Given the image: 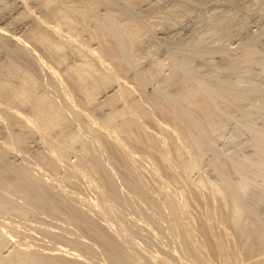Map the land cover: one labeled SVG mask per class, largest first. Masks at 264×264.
I'll use <instances>...</instances> for the list:
<instances>
[{"label":"bare ground","instance_id":"obj_1","mask_svg":"<svg viewBox=\"0 0 264 264\" xmlns=\"http://www.w3.org/2000/svg\"><path fill=\"white\" fill-rule=\"evenodd\" d=\"M45 2L46 3H43L44 5L46 4V11L44 10V12H46L48 18L49 17L56 18L58 20L57 25L59 24L58 25L59 27H64V29H66V30L68 29V31H66V30H64V31L69 32L70 33V34L68 33L69 35L72 34V35L85 36L86 33L87 34L90 33L91 39L93 41L98 42L99 51H98V53L97 52L93 53V51H92L93 54H92V57H90V58L87 56L86 57L83 56L85 59L84 58L82 59L79 57V60L82 59L81 61H79V63L76 61L77 64L75 63L73 65H70L69 64L71 62L70 56L68 57L65 53H63L62 51L59 50V47L60 46L63 47V45H64V43H63V45L60 44L63 42V40H62V42L60 40V43H58L59 41L56 42V40H58L57 36H53L54 34L50 35V33H46L42 29H39V28H41V26L35 27L34 30L29 34V38H27L25 40V44H26V41L28 39H29V42L31 41V44H34L32 46L30 45L31 47L27 46L29 49H27L25 47L27 44L26 45L25 44L24 45L18 44L20 40L16 41L18 43L14 44V46H13V43L10 44L11 39L8 37V35H6V34L0 35L1 44L4 46V47L3 46L2 47L7 52V56H8V59L10 61L8 72H9V74H11L13 80L16 79L17 81L18 80L22 81L23 87L25 88L24 91L26 92V100L23 101V100H20L18 97H15V96L9 94V92L6 93L3 91H0V100H1L0 104L6 103L5 105H2V104L1 105L3 107L6 105H9L11 108L14 109L13 111H17L16 109H21L23 107L27 108V107H29L28 105L33 104L35 102L33 104V106H31L30 109L29 108L26 109V110H30L29 111L30 116H28L26 114L27 115L26 117H28V119L25 118L26 121H28V122H26L28 124V126H30V123L32 122V118H29V117H31V115H33L32 116L34 119L33 123L35 121L37 127H38V125H40L41 127H43L45 129V131L47 130V132H45V133L48 134L51 132L50 137L53 136L52 133H55V134L57 133V136H58V134L60 136L63 135L62 138L59 137L62 140L63 137H65V135L67 134L66 131L68 130V123L66 121L67 119H65V115H66L65 112L66 111H62L63 107L61 108L59 105H57L58 100L55 101V102H57V103H55L54 102L55 99L53 101H51L52 97L48 98L50 96L46 97V95L44 97L43 95H44V93L46 94V92H44L43 95H42V93H40L41 95H38V91H42L41 90L42 88L40 89V87H39L40 85L36 86V85H38L36 81H39V80L34 79V77H33L34 72L32 73V71H35L37 69L35 67L34 68L35 70H34L33 66L36 63H38L37 64V67H38L39 63L41 62L40 68L42 69L45 65L43 64L44 66L42 67V61H40V62L37 61L38 60V57H37L38 51L36 52V48H37L40 51L39 54L42 53V54H40L41 57H42V55L45 57L44 61L47 62V60H46V58H47L48 59V62H47L48 65L52 64L51 67L52 66L53 67L55 66L56 68L64 67V69H65V66L67 67L63 72H65L64 74H65V78L67 79L66 81L69 83V86H71V89H72L71 93H75V95L77 97L78 105L73 102L74 99L76 100L75 95H73L75 98L71 101L74 103L73 108H71L72 107L71 106L70 107L71 109H70L69 108L70 105L68 106V104L70 103L67 100L69 95L67 97H65L66 98L65 100H67L68 103H65L64 105L67 104V108L70 109L71 111L73 110L74 111V112L72 111L73 113H75V111L78 109L80 110L81 107L84 108V110L94 107L96 102L98 101V97L102 93V89H104L103 87H108V86H110L109 88L112 87L113 84H111L112 83L111 80L113 81V79H112L113 77L111 76L110 78H108V76L106 77L103 74L104 73L103 71H100L106 65V63L104 62L105 63V65H104L100 61L99 64L102 65V68L100 70L98 69L100 67H98V64H97L99 62V58H100L99 56H104V58H107L110 65L113 66V68L111 66L110 67L112 69H114V71L116 70V73L118 76H120L121 78H129L132 80L133 83H135V85L137 86V87L136 86L135 87L138 88L139 92L141 93L140 95L143 94L144 99H147V101H149L151 103L150 105L152 106L153 111H155L154 113H157L158 116L161 117L160 119H158L159 117L156 116V118L158 120H163V122H165L166 124L170 125L173 128L171 130H174L175 132H177L178 136L180 135L179 137L182 138V141L184 140L183 142H185V144H187V146L189 148H191L190 150H192V153L195 156V160H196L197 164L198 163L202 164L204 159L209 155L215 156V152H216L215 151V145L218 142V140L223 139L226 141L230 140L231 142H233V140H237V138H238L237 136L239 134H241V133L247 134L248 133L250 135L251 139L247 142V144L244 147H246V148L249 147L252 151L251 154L246 155L244 153V150H243L244 147H243L237 155H235L231 159H228L226 162H223V163H219V162L215 163L214 162L213 167H215V171H216L217 178L219 181V184L216 185L217 186L216 192H218L217 195L220 196V197L218 196V198L221 199V201L219 200L220 204L218 203L219 205H221L219 207H220V210L222 211V212L220 211L221 216H222V217L221 216L220 217H221V219H223V223L225 222L224 224H228V227L231 226L232 230L235 231L233 234L236 233L235 236L237 235V237L240 240L238 242L241 243L242 248H244L243 250H245V252L243 251L244 252L243 254L248 255V256L246 255V257L249 258V261L251 264H264V233H258L255 235L252 232L253 226L255 225L254 220H257L258 216L264 217V48L262 49L259 47L260 40L262 39L261 37H263L264 34L259 35L258 37H254L251 41H248L244 45V47L238 51L232 52V51H227L225 49L226 44H228L230 40H232L235 36L241 34V32H242L241 29L243 28V25H244V22H243L244 18L239 17L238 15L232 14L229 11L223 12L222 10L219 9V7H221L222 4H225L224 7L232 8L234 0H171V2L168 3L169 5H171V6H169V8L163 9L162 12L159 11L160 13L156 12V15L149 16V17L139 16L137 10L140 9V7H142L143 4H146V3L150 4L151 3L150 0H47ZM70 3H71V5L69 6ZM205 5H212L213 7H212L211 12H208V14H204V16L202 17L201 24H203V30L200 31L199 34L195 35L194 37H192L191 39L186 40V41L182 40V39L172 40L173 39L172 38L171 39L172 41H169L166 44L162 45V48H164V50L167 54L166 60H168L170 62V65H168L166 63L165 59L158 58V51H157L158 49H156L155 47H152V46L149 47L148 49H146V45L153 41L152 38L155 35L156 31L157 32L159 31L158 33H160V32H165V31L169 32L171 29L173 30V28H176L178 25H180L179 23H181V21L183 19H185V17L190 16L195 10H199V8H201ZM158 10H161V9L158 8ZM154 11H156V10H154ZM249 11H250V8H248V6H244L241 9V12H244V13H248ZM46 14H45V16H46ZM151 14H153V13H151ZM263 17H264V14H263ZM56 19H55V21H56ZM51 20H49V22H51ZM55 21L53 19L52 22H55ZM35 26H36V24H35ZM61 29H63V28H60V29L55 28L54 31L55 32H57V31L61 32L62 31ZM60 32H59V34H60ZM0 34H3V33L1 32ZM62 38H63V36H62ZM67 39H68V35L66 36V41H67ZM67 43H68V41H67ZM33 46L36 47L35 50H34ZM32 47H33V50H32ZM30 48L32 50L31 52H33L34 55H35V53L37 54L36 56H33V54H31ZM68 48H70V47H68ZM87 49H90V48H87ZM87 51H84V52L86 53ZM85 53L83 55H85ZM68 54H70V53H68ZM86 54H88V53H86ZM89 54L91 55V51H89ZM75 55H77V54H75ZM35 57H37V59ZM41 59H43V57ZM72 61H74V60H72ZM47 63H45V64H47ZM144 63L146 64V67L143 68ZM48 65H46V66L48 67ZM46 66L44 68H46V70H47ZM40 68H39V71L41 70ZM44 68H43V70H44ZM255 69L259 70L258 75L257 76H251L252 72ZM48 70H47V72L51 71V70L50 71H48ZM42 71H40V72L35 71V74L38 75V73H42ZM54 71H56V69H54ZM47 72H45V73H47ZM165 72H169V76L164 75ZM43 73H44V71H43ZM60 73H62V72L58 73V75L60 77L57 75L58 80H59V78H64V76L61 77L62 74H60ZM108 74H110V73L108 72ZM53 76L56 77L55 75H53ZM44 78H46V75ZM47 78H49V76H47ZM116 78H117V76H116ZM63 82L65 85V81H63ZM41 83H43V81ZM48 83L49 82H46V83L44 82V84H48ZM152 84H156V89L154 92L149 94L148 92H146L147 91L146 89L148 88L147 86L152 85ZM48 85H52V84H48ZM49 87H48V89H49ZM51 87L53 88L52 89V91H53L54 86H51ZM60 88H62V87H60ZM68 90H70V87ZM66 91H67V88H66ZM60 92H63V90L62 91L60 90ZM68 93L71 95L70 92H68ZM52 95H53V93H52ZM64 96H65V94H64ZM130 96H131V94H130ZM130 96L128 95V97H130ZM134 99H135V97H134ZM31 102H33V103H31ZM111 102L112 103L109 102L110 108H111V111L110 110L109 111L111 114H109L107 116L104 115V118L101 120V122H99V120L97 121V119H96V123L97 122L100 123V125H97V126L98 127L101 126V128H99L101 131H103L102 129L105 128V130H108L106 132H109L107 134L108 137H109V135L111 136L110 137L111 143L109 142V144H108L105 142L106 143V145H105L106 149L109 152H107L106 149H105L106 150L105 152H106V154L108 153V155L112 156V157H110V160H109L111 163L110 165H112L113 168L117 171L116 176L118 178H120L121 182L123 181L125 186L128 188V191H129V193H127L128 198H127V195L125 197V193L127 192L126 191L127 189H125L124 187H122V188H123L124 192L125 191L126 192L122 193L124 195H122L120 193V190H119L120 185L118 183L119 181L117 182L116 181V180H118V179H116L117 177L115 176L116 177L115 178L109 172V170L105 169L107 167V165L104 168L105 170L102 169V167H104L105 165H103V163H102V165H103L102 166L100 163L99 158L101 156L100 157L98 156L99 158H97V156L94 155L93 153L92 154L94 156L91 155L90 151H92V150L91 149L89 150L86 146H83L85 144V142H87L84 139L83 140L85 142L82 141L83 144H82V146L81 145L80 146L82 147V151H83V154L85 156L82 153H81V155H83L84 157H88L87 159L89 160L90 169L96 174V176L98 175V177L102 183V186H104L103 188H105V190H106V196L108 197L109 200H111L110 202H112V203L114 202L115 204H118V205H116V209H117V207L119 208L120 204H122V206L124 204L125 205L124 207H126V205H127V207H129L130 203L133 200L131 198L129 199V196L134 198V200L138 199L141 202V207H140V205L138 206V208L140 207L139 209H142L144 207L143 206V203H144L147 206V208L150 209L149 211L152 212V214H150V212L147 211L146 207H144L145 210L142 209L143 212L147 211L149 213V215L147 212H144L145 214L144 213L143 214L145 215V217L142 215V218H146V220H147L146 222L154 224L156 226L158 224L159 220H161L160 218L162 217V214H164V217L166 218V216L169 215L166 213V211H168V210L170 211V209L176 210V207H175V205H172L173 203H171L169 201L170 196L165 194L166 197L168 196V198H169L168 201L166 200L168 203L167 202L165 203V201L162 199L161 200L165 204H167V207H168V205H170L171 207L169 206L168 208H170V209L167 208V210L164 209L165 207L163 208V205H162L163 202H162V204H160L161 201L158 199L160 195L155 196V194L157 193V191H159L160 188H157L158 186L154 188L151 186L152 185L151 183H144L145 180L143 181V180H139L136 178L137 173H135L136 171L133 169L135 167V166L133 167V165L135 163L132 164V162L134 161L133 152L144 154V155L149 157L148 159L151 160L150 162L154 166L153 165L151 166L149 164V166H151V167H149V166L148 167H149V169L152 168V170H155V173L151 169L149 172L154 173V174L152 173L151 175L158 176V180L156 179L157 182L159 181V176H162V175H163L162 177H164L163 179H165V181L166 180L173 181V179H172L173 173L171 172V170L169 168H167V166H166L167 164H165V163H167V161H164V155H163L162 151L160 150L161 149L159 146L160 142L158 145V141L156 139L157 137H155V139H156L155 140L152 137V135L150 136V133H149L150 131L148 132L149 135L147 133H143L144 130L141 132L139 130V128L136 126L137 121L134 124L133 123L134 121L132 122V121L128 120V118L125 116V113L122 112V110L119 107V102L118 101L116 103H115V101H114V103H113V101H111ZM134 102H135V104H133V105H136L137 101L135 100ZM139 102H141V101H139ZM24 103H26V105L28 103L29 104L27 106H25ZM75 105L78 108L76 110L74 109ZM79 105H80V107H78ZM3 107H1V108H3ZM140 107H142V106H140ZM140 107H137V109L136 108L135 109L139 111V114H141V117L143 116L144 118H146V116H149L148 112H144L142 110V108H140ZM7 108H9V107H7ZM7 108H5V109L3 108V110L7 111ZM123 109H125V108H123ZM1 111H2V109H1ZM10 111H7V113L8 112L11 113ZM82 111H83V109H82ZM63 112L65 113V115ZM85 112L86 111H84V113ZM67 113H69V111ZM78 113H80V112H78ZM78 113H77V115H75L77 119H79L78 117H84V114H81V113L78 114ZM89 114L91 116V113H89ZM67 115L69 116V114H67ZM5 116H7L6 113H5ZM11 116L12 115H10V118H11ZM18 116H20V114ZM87 116H88V114L84 118H86ZM90 116H89V118H90ZM154 116L150 115V117H153V118H154ZM236 117H238L239 119H242V121L240 123L238 122L234 125V132H233L231 137H228L227 133L229 132V130L233 126V124L231 122L233 120H235ZM147 118H146V120H147ZM90 119L92 120V118H90ZM132 119H133V117H132ZM68 120H69V118H68ZM15 121L17 122V120H15ZM259 122H262L261 127L257 126V124ZM146 123H147V121H146ZM149 124H151V123H149ZM168 125H166V126H168ZM31 126H32V128H34L35 124L33 126V124L31 123ZM97 126H96V131H94V132L95 133L97 132L99 139H102V140L106 139L107 138L105 136L106 132L103 131L104 132V134H103L102 132H100V130L98 129ZM149 126H151V125H149ZM170 126H168V128ZM88 127L89 126H87V128ZM92 127H94V126H92ZM153 127H155V126H153ZM94 129H92V131ZM161 129H164V128H161ZM39 130H40V127H39ZM168 130L170 131V129H168ZM174 131H172V132H174ZM162 132H164V130ZM165 132H167V129ZM91 134H94V133H91ZM162 134H165V133H162ZM171 134H173V133H171ZM167 135L168 134L164 135V136H166L165 138H167ZM95 136H96V134H95ZM12 137L10 136V138H12V140H13L14 136L12 135ZM24 139H25L24 134L18 133V137L16 138V143L21 144V142ZM174 141H176V140H174ZM177 141H179V139ZM77 142H80V140ZM98 142H99V144H101L99 140L97 141V144H98ZM72 143H74V142L72 141ZM103 143L98 147L103 148V146H102ZM97 144H95V145H97ZM178 145L176 144L175 147H173L174 148L173 151L175 150L174 151L175 154L174 153L173 154L176 155V158H178L177 156H180V158L182 157V160H183V156H182L184 154V153H182L183 149L182 150L180 149L181 144L179 146ZM18 146L16 145V148ZM183 146H185V145H183ZM188 147H186L187 150H188ZM1 148L2 147H0V162H2V164H3V162L4 163H5V161L8 162V160L6 158L4 150H2L3 148L2 149ZM101 149H99V150H101ZM184 149H185V147H184ZM1 150H2V152H1ZM94 151H96V150H94ZM78 152L80 153V151H78ZM103 152H104V148H103ZM171 152H172V149H171ZM6 153H8V152H6ZM131 154H133V155H131ZM99 155H100V153H99ZM102 155H103V153H102ZM167 155H169V154L167 153ZM83 156H81V157H83ZM137 156L138 155H136V157H135L136 159H137ZM84 157H83V159L86 160V158H84ZM132 157H133V159H132ZM142 157H143V155L140 157V159ZM180 158L178 159L179 161H181ZM143 159H144V157L141 160H143ZM192 159L194 160V158H192ZM214 159L216 160V158H214ZM101 160H103V159H101ZM138 160H139V158L137 159V161ZM141 162H143V161H141ZM186 162H187V160H186ZM186 162H185V165H186ZM45 163L49 167V170H51L53 173H55L54 171L57 168V166L53 163V159H52V161L48 160ZM191 163L192 162H190V165H191ZM26 164L24 166L25 168H26ZM36 166L37 165H35L33 167H36ZM145 166H143V168H145ZM197 166H196V169H198ZM24 167L21 169H20V167H19V169H14V168H10V167L5 168V166H4L3 167L4 169L2 171L0 169V174H1V176H0V178H1L0 188L3 189V191H5V192H9V194H8L9 196L11 195L10 193H12V194L14 193V194L18 195L17 197L18 198L21 197L25 202H27L28 206L26 204H25V206H23L24 205L23 204L22 205L23 207L22 206L17 207V206H19L18 202H20V200L17 202L18 205L16 206L15 205L16 202H13L15 204H13L12 202H9L8 199L11 200L12 198L7 199V197H5L6 193H4L3 195H0V207L1 208H8L10 210H13L11 212H15V214H17L18 218H19V216H21L22 218L33 217V215L37 214V212H38L37 215H39V213H41L43 215L46 214L48 216L52 215V217H53L55 214H59V212H58L59 210H62V211L65 210L66 211L65 215H67L68 218L64 217L63 214L61 213L62 219H63V217L66 219H69L72 224L75 223L77 226L83 228V230H84L83 233H84V236H86V239L89 238L88 240L95 242L96 245L98 244L99 247L102 248V249H100L101 250L100 252L103 253L102 250L104 251V256L109 258L110 263H112V264L113 263L114 264H134L133 261L130 259L131 257L128 258L127 256L123 255L124 254L123 252L121 253V250L119 248L120 245L118 246V244L115 241L116 239H114L112 237V234H108V231H107L108 227L105 229V228L100 226V221L102 219L101 218L102 216L101 217L98 216L101 218V219L99 218V222H98V219L92 218V215H93V217L95 214L101 215L98 211H96L98 213H95V214L90 213L91 211L90 212L87 211V214L89 212V214H91V215L88 214V216L86 215V217H84L85 214H83L82 212H84L85 210L81 212L82 214H78V213H80L79 211L75 212L74 210H72V208L67 209V208H65V206H64L65 209H63V206H62V209H60V205H64L65 203H69V202H67L69 200V199H67L68 197L67 198L65 197V200H64L65 203L62 200V197L64 199L63 194H65V196H66V193H62V195H61V190H59L60 192H56L58 190H55L53 188L54 184L53 185L48 184L49 180H51V179L46 180L45 179V178H47L46 173L44 172L45 176L42 173H40L43 171L38 169L39 167L36 168V170L39 172V177L40 178L45 177V178H43V180L45 179L46 181H48V182H46L48 185L46 183H42L44 181L40 182L41 180L39 181L38 177H37L38 181H36V178H33V179L30 178L28 176V173H27V169L29 167H27L26 170H23ZM83 167H86V166H83ZM175 168L177 169V167H175ZM34 169L35 168L30 169V170L33 171ZM86 169L88 170L89 168H86ZM109 169H110V167H109ZM149 169H147V170H149ZM56 170H58V169H56ZM142 170L143 169H141V171ZM106 171H108V173ZM141 171H139V173ZM144 171H142V174L144 173ZM113 172H115V171H113ZM30 173L32 174V172H30ZM175 173H174V175H175ZM40 174H42L43 176L42 175L40 176ZM95 174L93 176H95ZM135 174H136V176H135ZM145 174H146V172H145ZM140 175L141 174H139V177H140ZM176 175H177V173H176ZM49 176H53V175H49ZM51 178H53V177H51ZM68 179H67V181H69ZM52 180L55 181L54 179H52ZM151 181H153V180H150V182ZM162 181H164V180H162ZM169 181L167 184L170 183ZM49 183H51V182H49ZM161 183H163V182H161ZM202 183H204V182H202ZM163 184L161 185V187H166L165 186L166 183L164 185ZM192 184L194 185V183H192ZM83 188H84V186H83ZM186 189H188V188H186ZM123 190H121V191H123ZM3 191H2V193H3ZM162 191H163L162 194L166 193V191L164 192V189H162ZM175 192H176V190H175ZM77 194H79V193L77 192L76 196H77ZM79 195H81V194H79ZM71 196H73V195H71ZM75 197L73 199L76 200ZM172 197H171V201L173 199ZM174 198H175V196H174ZM244 198L247 199L248 202H250L251 206L250 205L247 206L246 204L243 203L242 199H244ZM78 199H80V201H81V199H84V198L81 197ZM157 199L160 201V203H158L159 201ZM184 199H187V198H184ZM85 200H82V201L84 202ZM129 200L131 202H129ZM174 200H173V202H175V203L178 202V201H176V200L174 201ZM89 202H90L89 200L87 203L85 202V205L86 204L89 205ZM135 202H138V201H135ZM198 202H200V201L198 200ZM71 204H72V206H75V209L78 208L76 206L78 203L76 204L70 200V205ZM128 204H129V206H128ZM187 204L189 205V203H187ZM133 205H132V207H133ZM136 205H134V206H136ZM178 206H179V204H178ZM82 207H84V203H83ZM91 207H92V205H91ZM107 207H108V205H107ZM132 207L130 206L125 211H128V210L130 211V209L135 211V209L137 208V206L134 207V209ZM96 208H97V205H96ZM96 208L94 207L95 210H96ZM184 208H186V207H184ZM184 208H183V206L181 207V209H184ZM86 210H88V208ZM89 210H90V208H89ZM91 210H92V208H91ZM174 210H173V212H174ZM113 211H114V208H113ZM118 211H119V209H118ZM133 211H131V212H133ZM141 211L139 212L140 214H141ZM173 212H170L171 218H169V219L166 218V219L168 221L171 220L172 224L174 223V221L176 223L177 222L176 220L178 219L177 225L181 227L180 228L181 230L180 229L179 230H180V232H182L183 228L187 227V226H184L185 223L183 220L184 216H185V213H184L185 210L183 212L181 211V215H179L180 217H178V218L176 217L177 215L172 216ZM109 213H111V212H109ZM122 213H125V212L122 211ZM122 213H120V215ZM174 213H176V212H174ZM178 213L180 214V212H178ZM182 213L184 216H182ZM188 213H190V212H188ZM137 214H138V211L136 213V216H137ZM140 214H138V216ZM81 215H83V216H81ZM120 215L118 216V218H120ZM122 215H124V214H122ZM186 215H187V213H186ZM200 215H201V211H200ZM200 215H198V216H200ZM48 216H46V217H48ZM58 216H60V214ZM181 216L183 218H181ZM187 216H189V215H187ZM195 216H194V218H195ZM13 217H15V216H13ZM55 217H57V216H54V218ZM116 217H117V215H116ZM191 217H193V215ZM58 218H61V217H58ZM131 218L129 219V221L131 220ZM139 218H140V216H139ZM142 218H140L138 220L142 221L143 220ZM172 218L175 220L173 221ZM190 219H193V218H190ZM198 219L200 220V218H198ZM16 220H17V218H16ZM132 220H134L138 223V220H135V219H132ZM182 220H183V223L180 224L179 222H182ZM203 220H205V219H203ZM144 221H145V219H144ZM144 221H142V222L144 223ZM194 221H197V219ZM194 221H192V222H194ZM22 223L24 224V222H22ZM130 223H134V222H130ZM130 223L128 222V224H130ZM164 223H167V222H164ZM103 224H102V226H104ZM138 224L141 225L140 223H138ZM170 224H168L169 227H170ZM186 224H189V223H186ZM199 224L201 225V223H199ZM18 225H20V222ZM65 225H66V223H65ZM146 225H147V223H146ZM168 225L166 226V228L168 227ZM194 225L196 227L197 222H196V224L194 223ZM143 226H145V225H143ZM173 226H175V225H173ZM176 226L173 228H176ZM182 226H184V227H182ZM34 227H36V226H34ZM41 227H42V225H41ZM58 227L60 228V225H58ZM122 227L125 231L123 234H126L129 239L132 238L131 237L132 234L137 232V231H135L136 226L134 229H132L133 227L131 228V226L128 227L126 224ZM137 227H138V225H137ZM146 227L149 228V224H148V226H145V228H144L145 230L147 229ZM66 228H68V227H66ZM66 228H64V229L60 228V229L65 230L64 231V233H65ZM138 228L142 229L140 226ZM159 228L160 227H158V230L160 231L161 229H159ZM187 228H185V229H187ZM123 229H121V230H123ZM156 229H157V227H156ZM177 229L178 228H176V230ZM185 229H184L183 233L185 232ZM224 229H227V228H224ZM224 229H222V230H224ZM39 230H40V228H39ZM62 230H60V231H62ZM142 230L139 231V233H141ZM147 230H146V234L149 232V231L147 232ZM176 230H175V232H176ZM151 232H152V234L155 232L153 234V237H154V235L156 234V231L154 230V232L153 231H151ZM175 232H172V234L176 237L175 239H179ZM54 233H56V232H54ZM64 233L62 232L61 234H64ZM81 233H79V234H81ZM139 233H136L135 236H138ZM189 233H188V235H189ZM193 233H195V232H193ZM66 234H68V233H66ZM71 234L75 235L76 233L74 232V234L73 233H71ZM77 234H78V232H77ZM167 234H169V233H167ZM226 234L227 233H225V235ZM69 235H70V233H69ZM72 235L69 236V238L72 237ZM141 235H144V233ZM159 235H158V238L161 239L159 237ZM192 235L193 234L191 232V235L187 236L186 237L187 239H185V240L183 239L184 242L181 241V244H183V243L186 244V242H189L188 239L193 237ZM57 236H59V235H57ZM63 236L68 237L67 235H63ZM63 236L60 235V237H63ZM75 236H77V235H75ZM118 236L116 235V237H118ZM135 236H133V237H135ZM149 236H151L150 232H149ZM138 237L141 238V236H138ZM153 237H150V238H152V241L154 240ZM161 237H165V236L163 235ZM47 238H48V236H47ZM142 238H143V236H142ZM154 238L156 239V237H154ZM181 238H180V240H181ZM201 238H203V237H201ZM135 239H137V238L135 237ZM143 239L145 241V237ZM171 239H169V240H171ZM73 240H75V239H73ZM81 240H82V238H81ZM83 241L84 240H82L81 242L80 241L76 242V241L69 240L68 242L71 244L72 248L76 251L80 250V252H81V250H82L85 253V252H88V250H89V252L87 254L91 253L90 250L92 251V249L90 247H88V245H85L86 242H83ZM171 241H173V240H171ZM196 241H197V239L195 240V238H194V241H193V238H192V242H196ZM92 242H91V244L93 246ZM135 242L140 243V241H135ZM135 242H133V243H135ZM147 242L148 241L145 242V245H147L146 244ZM157 242H151V243L154 244ZM173 242L175 243V241H173ZM189 243H188V246L184 245V244L180 245V246H184V249H185V246H186V248L189 246L193 248L192 244L189 245ZM162 244L163 243H161V245ZM169 244H171V243H169ZM63 245H65V244H63ZM140 245H139V247H140ZM142 245H143V243H142ZM142 245H141V248H142ZM193 245H194V243H193ZM195 245L198 246L199 243L195 244ZM215 245H216V243H215ZM158 246H160V245H158ZM167 246H169V245H167ZM31 247H32V245H31ZM87 248H89V249H87ZM96 248H98V247H96ZM171 248H172V246L170 247V249ZM192 248H190L191 250H189V248H188L189 251L185 252L186 254H188L186 256L187 259L189 257H190V259H192L191 261L188 259V261L190 263L188 261L187 262L189 264H205L206 259L203 257H200L201 255H199L200 252L202 251V250H200L201 246H200V249H198V251L200 250L199 254H198L199 257H197L198 256L197 255V253H198L197 248H199V247H197L196 249H194V248L192 249ZM231 248H232V246H231ZM137 249H138V247H137ZM142 249L144 251V249H146V246H145V248L143 247ZM161 249L159 248V251H157L158 254L154 253V251H152V252L154 254L159 255V252L161 251ZM163 249H164V247H163ZM176 249L177 248L175 246V250ZM93 250H95V249H93ZM138 250H140V249H138ZM151 250L156 251L157 249H151ZM175 250L173 248V251L172 250L169 251V248H168V251H167L168 255H171L169 252H173L172 253V255H173ZM164 251L163 252L161 251L162 255H164V257H166V259H168L167 255L165 256ZM182 251H183L182 253L184 254V250H182ZM16 252H18V251H16ZM83 252H82V255H83ZM40 253H42V251ZM62 253H64V252H62ZM175 253H176V251H175ZM92 254H89V255H92ZM143 254H145V253L143 252ZM16 255L17 256H14L12 261H14V259L18 258L19 260H15V261L19 262L20 264H82L80 262L78 263L77 262L78 260H76L74 262V261L68 260L69 258L68 259L65 258L63 260V259H60L59 257L57 258L56 256H55V258L52 256H50V258L44 257V256H37V254L36 255L33 254L34 256H32V255L25 256L26 253L21 254L22 255L21 257L18 256L19 254H16ZM145 255H148V254H145ZM150 255H151V253H150ZM63 256H64V254H63ZM96 256H97V254H96ZM96 256H94V257H96ZM179 256L180 255H178L176 261L174 260L176 258L175 255H174L173 259H172V256L171 257L168 256V257H170V259H172L171 262H173V260H174V262L176 264V262H178ZM202 256H204V255L202 254ZM98 257H99V255H98ZM157 257L159 258V261H160L161 256H157ZM184 257H185V255H184ZM184 257H183V259H184ZM148 258L150 260L149 255H148ZM158 258L156 259V258L152 257L151 258L152 263L154 262L155 259L157 261ZM202 258L205 259V262H202ZM152 259H154V260H152ZM9 260H11V259H9ZM161 260L164 261L165 258L161 259ZM179 260H180V258H179ZM231 260H233V259H231ZM169 261L170 260H168V262ZM181 261H184V260H181ZM185 261H186V258H185ZM249 261H247V262H249ZM164 262L168 263L167 261H164ZM152 263H150V264H152ZM184 263L186 264V262H184ZM184 263H182V264H184ZM232 263H233V261H232ZM15 264H17V263L15 262ZM162 264H164V263H162Z\"/></svg>","mask_w":264,"mask_h":264},{"label":"rangeland","instance_id":"obj_2","mask_svg":"<svg viewBox=\"0 0 264 264\" xmlns=\"http://www.w3.org/2000/svg\"><path fill=\"white\" fill-rule=\"evenodd\" d=\"M45 1H47V0H45ZM44 0H0V33L2 32L3 34H0V35H8V37L11 39L10 41H11V43L10 44H12L13 43V46H14V44H17L18 42H16V41H19V43L18 44H22V45H24L25 44V40L27 39V38H29V34L34 30V28L35 27H37V26H41V28H39V29H42L44 32H46V33H50V35H52V34H54L53 36H57V38H58V40H56V42H58V43H60V40H61V42H62V40H63V42L62 43H60V44H62L63 45V43H64V45H63V47L62 46H60L59 47V50L60 51H62L63 53H65L68 57L70 56V65H73V64H77V62L79 63V61H81L84 57H92V54L95 52H97L98 53V51H99V45H98V42H96V41H93L92 39H91V36H90V33H86V35L85 36H80V35H69L70 33L69 32H65L64 30H66V29H64V27H59L58 25H57V19L56 18H52V17H49L48 18V16H47V14H46V12H44V10L46 11V4L44 5L43 3H46ZM151 1V3L149 4V3H146V4H143L142 5V7H140V9H138L137 10V12H138V14H139V16H143V17H149V16H153V15H156V12L157 13H160V12H162V10L163 9H166V8H169V6H171V5H169L168 3H170L171 2V0H150ZM148 4V5H147ZM71 5V3L69 4V6ZM225 6V4H222L221 5V7H219V9L220 10H222L223 12H230V13H232V14H235V15H238L239 17H242V18H244V20H243V22H244V25H243V28L241 29L242 30V32H241V34L240 35H237V36H235L232 40H230L229 41V43L228 44H226V46H225V49L227 50V51H238V50H240L241 48H243L244 47V45L248 42V41H251L254 37H258L259 35H263L264 34V17H263V14H264V0H234V2H233V7L232 8H227V7H224ZM244 6H248V8H250V11L248 12V13H244V12H241V9H242V7H244ZM212 5H205V6H203V7H201V8H199V10H195L190 16H188V17H185V19H183L182 21H181V23H179L180 25H178L176 28H173V30L171 29L169 32L168 31H165V32H160V33H158L157 31H156V33H155V35L153 36V38H152V42L151 43H149V44H147L146 45V49H148L149 47H155L156 49H158L157 51H158V58H161V59H167V54H166V52H165V50H164V48H162V45L163 44H166L167 42H169V41H172V40H174V39H182V40H189V39H191L192 37H194L195 35H197V34H199L200 33V31H202L203 30V24H201V19H202V17L204 16V14H208V12H211L212 11ZM45 8V9H44ZM158 8L159 9H161V10H158ZM154 10H156V11H154ZM160 11V12H159ZM46 14V16H45V14ZM151 13H153V14H151ZM46 18V19H45ZM58 18V17H57ZM52 19V20H51ZM53 19H54V21H55V19H56V21L55 22H52L53 21ZM49 20H51V22H49ZM55 23V24H54ZM59 23V22H58ZM35 24H36V26H35ZM61 26V25H60ZM60 29V28H63V29H61L62 31L60 32V34H59V32L57 31V32H55L54 31V29L56 28V29H58V28ZM47 29V30H46ZM53 31V32H52ZM66 31H68V29L66 30ZM56 34H55V33ZM71 32V31H70ZM167 32V33H166ZM69 33V34H68ZM163 33V34H162ZM59 34V35H58ZM68 35V39H67V41H68V43H67V41H66V36ZM11 36V37H10ZM62 36H63V38H62ZM56 38V37H55ZM65 38V39H64ZM173 38V39H172ZM262 39L260 40V44H259V47L260 48H264V36L263 37H261ZM172 39V40H171ZM15 41V42H14ZM65 41V42H64ZM29 39L26 41V48L27 49H29L28 47H31L32 45H34V44H31V41L29 42ZM84 42V43H83ZM66 43V44H65ZM0 44H1V37H0ZM31 45V46H30ZM3 45L1 44L0 45V91H3V92H6V93H8L9 92V94H11V95H13V96H15V97H18L20 100H26V92L24 91V87H23V84H22V81H17L16 79L15 80H13V78H12V76H11V74H9V64H10V61H9V59H8V56H7V52L5 51V49H3V47H2ZM28 46V47H27ZM65 46V47H64ZM34 47V50H35V46H33ZM33 47H32V50H33ZM68 47H70V48H68ZM83 47V48H82ZM87 48H90V49H87ZM2 49V50H1ZM84 49V50H83ZM31 50V48H30V52L32 51ZM83 50V51H82ZM88 50V51H87ZM38 51V60L37 61H42V67L45 65H48V59L46 58V60H47V62H45L44 60V56L42 55V57H43V59H41L42 57H41V55L40 54H42V53H40L39 54V50L36 48V52ZM68 51V52H67ZM84 51H87L86 53H88L89 54V51H91V55L89 54H86ZM92 51H93V53H92ZM67 52V53H66ZM75 52V53H74ZM68 53H70V54H68ZM73 53V54H72ZM85 53V55H83ZM31 54H33V52H31ZM36 53H35V55L33 54V56H36L37 55ZM75 54H77V55H75ZM6 55V56H5ZM40 55V56H39ZM81 55V56H80ZM76 56V57H75ZM84 56V57H83ZM37 57H35L36 59H37ZM72 57V58H71ZM79 57L80 58H82V59H80L79 60ZM100 58H99V62L97 63L98 64V67H100V68H98L99 70L102 68V65L101 64H99L100 63V61H101V63H103L104 65H105V63H106V65L100 70V71H103L102 73L107 77L108 76V78H110L111 76L113 77L112 79H113V81L111 80V84H113L112 85V87L111 88H109L110 86H108V87H103L104 89H102V93H101V95L98 97V101L96 102V104H95V106L94 107H92V108H88V109H85L84 110V108H82L83 109V111H82V109L80 108V110L76 107V105H75V110L76 109H78V110H76L75 111V113H73L70 109L71 108H73V104L75 103V104H77L78 105V103H77V97H76V95H75V93H71V91H72V89H71V86H69V83L66 81L67 79L65 78V72H63L67 67L65 66V69H64V67H59V68H56L55 66L53 67H51V65H48V67H47V70L48 71H50V72H47V70H46V68H44V70H43V68L41 69L40 67H41V65H40V63H39V65H38V67H37V64L38 63H34L33 65V69L36 67L37 69L35 70V71H37V72H40V71H44V73H43V71H42V73H38V75L37 74H35V71H32V73H33V77H34V79H37V80H39V81H36L37 82V84L38 85H36V86H39L40 87V89L43 91H38V95H41L40 93H42V95H43V93L44 92H46V94L44 93V97H45V95H46V97L47 96H50V97H48V98H51L52 100L51 101H53L54 99V102L55 101H57L58 102V104L57 105H59L61 108H62V111H66L65 113H66V115H65V113H64V115H65V119H67L66 121H67V123H68V130L66 131L67 132V136L65 135V137H63V141L61 140V138H62V136L63 135H59L58 134V136H57V133L55 134V133H52V135L53 136H51L50 137V134H51V132L50 133H45V132H47V130L45 131V129L43 128V127H41L40 125H38V127H37V125H36V122L34 121V123H33V115H31V117H29V118H32V124H33V126H34V124H35V126H34V128H32V126H31V123H30V126H28V124L26 123V122H28V121H26V119H28V117H26L27 115L28 116H30V113H29V111L30 110H26V109H30L31 108V106H33V104L35 103H33V102H31V103H33V104H30V105H28L29 107H23V108H21V109H16L17 111H13L14 109L13 108H11L9 105H6V106H2V105H5L4 103L1 105L0 104V108L1 107H3L4 109L5 108H7V107H9V108H7V111H10L11 109V113H7V111H5V110H3V108H1L2 109V111H1V109H0V147H2L1 149L2 150H4V152H5V155H6V158H7V160H8V162H6L5 161V163L3 162V164H2V162H0V169H1V171L4 169L3 167L5 166V168H14V169H19V167H20V169L21 168H23L24 166H25V164H26V168L24 167V169L23 170H26L27 169V167H31L30 169H33V168H35L33 171L32 170H30L29 168L27 169V173H28V176L30 177V178H36V181H38V179H39V181L40 182H42V181H44V182H42V183H46V182H48V181H46L47 179L49 180V179H51V180H49V182H51V183H49L48 182V184H50V185H53V188L55 189V190H58V191H56V192H60L59 190H61V195H62V193H66V196H65V194H63L64 195V199H63V197H62V200H63V202L65 203V197L67 198V199H69L67 202H69V203H63L64 205H60V209H62V206H63V209H65V208H72V210H74L75 212L77 211H79L80 213H78V214H85L84 215V217H86V215L88 216V214H89V212L90 213H92V214H95V213H100L101 215H94V217H93V215H92V218H96V219H98V222H99V218L101 219V221H100V226L101 227H103V228H107L108 230V234H112V237L114 238V239H116L115 241H116V243L118 244V246H119V248H120V250H121V253L123 252L124 254L123 255H125V256H127L128 258H130L132 261H133V263L134 264H150V263H152V261H151V258L153 257V258H158L157 256H161V258H160V261H159V258H158V260L156 261V259L154 260V259H152V260H154V262L156 263V264H162V263H164V264H175V262H174V260L176 261L177 260V257H178V255H180L179 256V258H180V260H179V258H178V262H176V264L178 263V264H182V263H184V262H186V264H189L190 262L188 261V259L191 261L192 259H190V257L187 259V255L188 254H186L185 252H188L189 250H191L190 248H192V247H187L186 248V246H185V249H184V246H180V245H183V244H181V241H183V239L185 240V239H187L186 237L187 236H190L191 235V232H192V236L193 237H191V238H189L188 239V241L190 242H186V244H184V245H187L188 246V243H189V245L190 244H192V246H193V248L196 246L195 244H198L199 243V245L198 246H196L194 249H196L197 247H199V248H197V255L199 254V251L200 250H202L201 252H200V254L199 255H201L200 257H203V258H205L206 259V263L205 264H251L250 263V261H249V258H247L246 257V255L247 254H243L244 252H245V250H243L244 248H242V246H241V243L240 242H238V241H240L239 240V238L237 237V235L235 236V234H233L235 231H233L232 230V227L231 226H229L228 227V224H224L223 223V219H221V210H220V207L219 206H221V205H219L220 203V201H221V199L220 198H218V196L219 195H217L218 194V192H216V185L217 184H219V181H218V178H217V174H216V171H215V167H213L214 166V162L215 163H217V162H219V163H223V162H226L228 159H231V158H233L235 155H237L239 152H240V150L247 144V142L251 139V137H250V135L247 133V134H245V133H241V134H239L237 137V140H233V142H231L230 140L229 141H226V140H218V142L216 143V145H215V156L214 155H209V156H207L205 159H204V161L202 162V164H200V163H198L197 164V162H196V160H195V156L193 155V153H192V150H190L191 148H189L188 146H187V144H185V142H183L182 141V138H180L179 136H178V133L177 132H175L174 130H171V129H173L170 125H168V124H166L165 122H163V120H158V119H160L161 117H159L158 116V114L157 113H154L155 111H153V108H152V106L150 105L151 103L149 102V101H147V99H144V96H143V94L142 95H140L141 93L139 92V89L138 88H136L137 86L135 85V83H133L132 82V80L131 79H129V78H121L120 76H118L117 75V73H116V70L114 71V69H112L113 68V66L112 65H110V63H109V61L107 60V58H104V56H99ZM40 58V59H39ZM85 59V58H84ZM101 59V60H100ZM72 60H74V61H72ZM77 61V62H76ZM103 61V62H102ZM105 62V63H104ZM45 63H47V64H45ZM166 63L168 64V65H170V62L168 61V60H166ZM44 64V65H43ZM50 64V63H49ZM112 68H111V67ZM144 67H146V64L144 63V65H143V68ZM39 68L41 69L40 71H39ZM61 68V69H60ZM32 69V70H33ZM54 69H56V71H54ZM111 69V70H110ZM58 70V71H57ZM113 70V71H112ZM107 71V72H106ZM45 72H47V73H45ZM59 72H62V73H60V74H62V76L61 77H63L64 76V78H59V80L57 79V75H58V73ZM108 72L110 73V74H108ZM116 73V74H115ZM258 73H259V70L258 69H255L253 72H252V74H251V76H257L258 75ZM41 74V75H40ZM46 75V78H44L45 77V75ZM64 74V75H63ZM114 74V75H113ZM44 75V76H43ZM53 75H55L56 77H54ZM164 75H166V76H169V72H165V74ZM47 76H49V78H47ZM59 76V75H58ZM116 76H117V78H116ZM60 77V76H59ZM115 77V78H114ZM43 78V79H42ZM57 79V80H56ZM61 79V80H60ZM128 79V80H127ZM119 80V81H118ZM43 81V83H41ZM63 81H65V85H64V82ZM116 81V82H115ZM44 82L46 83V82H49L48 84H52V85H48V84H44ZM52 82V83H51ZM68 83V84H67ZM44 84V85H43ZM116 84V85H115ZM128 84V85H127ZM115 85V86H114ZM44 86V87H43ZM50 86V87H49ZM51 86H54V90L52 91V87ZM70 87V90H68L69 89V87ZM136 86V87H135ZM48 87H49V89H48ZM60 87H62V88H60ZM148 88L146 89L147 91L146 92H148L149 94H151L152 92H154L155 91V89H156V84H152V85H149V86H147ZM45 88V89H44ZM56 88V89H55ZM66 88H67V91H66ZM60 90L62 91L63 90V92H60ZM53 93V95H52V93ZM129 93H127V92ZM131 91V92H130ZM68 92H70L71 93V95L68 93ZM61 93V94H60ZM127 93V94H126ZM63 94V95H62ZM64 94H65V96H64ZM130 94H131V96L133 97H131L130 96ZM69 95V97L67 98V100L71 103H69L68 104V106H69V108L70 109H68L67 108V104L66 105H64L65 103H68L67 102V100H65L66 98L65 97H67ZM73 95H75V97H76V100L74 99L75 97L73 96ZM124 95V96H123ZM128 95L131 97H128ZM117 97V98H116ZM126 97V98H125ZM128 97V98H127ZM134 97H135V99H134ZM74 99V103L73 102H71L72 100ZM114 99V100H113ZM133 99V100H132ZM50 100V99H49ZM137 101L136 102V105H133V104H135V102L134 101ZM145 100V101H144ZM1 101V100H0ZM111 101H113V103H114V101H115V103L118 101L119 102V107H120V109L122 110V112H124L125 113V116L128 118V120H130V121H134L133 123L135 124L136 123V121H137V123H136V126L139 128V130L142 132L143 130V133H147L148 134V132L150 133V136L152 135V137L155 139V137H157L156 139H157V141H158V145H159V142H160V150L162 151V153H163V155H164V161H167V163H165V164H167L166 166H167V168H169L170 170H171V172L173 173L172 175H173V177H172V179H173V181H169V180H166L165 181V179H163L164 177H162V176H159V181L157 182V180H158V176H156V175H151L153 172L152 171H154V173H155V170H152V168H150L152 171V173H150L149 171H150V169H149V167H151L153 164H151V160H149L148 158V156H146V155H144V154H140V153H135V152H133V154H134V161L132 162V164H134L133 165V169L136 171L135 173H137V176H136V174H135V176H136V178L137 179H139V180H145L144 181V183H151L150 185L152 186V187H157V188H160L159 189V191H157V193L155 194V196L156 195H160L159 196V200L161 201V203H160V201L158 202V203H160V204H162V200H164L165 201V203L168 201V199L170 198V202L171 203H173L172 205H175V207H176V210H174V209H170V208H168L170 205H168V207H167V204H165L164 202H163V208L164 209H166L167 210V208L168 209H170V211L168 210V211H166V213L167 214H169V215H167L166 216V218L167 219H169V218H171V214H170V212H173V210H174V212H176V213H174L173 212V214H172V216H176L177 218L178 217H180L179 215H181V211L183 212L184 210H185V216L183 215V213H182V216H184V223L186 224V223H189V224H184V226H189L188 228L187 227H185V228H187V229H185V228H183V231H184V229H185V232L183 233V231L182 232H180V226H178L177 225V222H178V219L176 220L177 222L175 223V219H173L172 218V220L174 221V223L172 224L171 223V220L170 221H168L165 217H164V214H162V217L160 218L161 220H159V222H158V226L156 225H154V224H151V223H148V222H146L147 220H146V218H142V215L145 217V213L144 212H150L149 210L150 209H148L147 208V206L143 203V206L144 207H146V209H147V211H144L143 212V210L142 209H144L145 210V208L143 207L142 209H139L140 207H141V202H140V200H138V199H136V200H134V198H132V197H130L129 196V199L131 198V199H133L132 200V202L129 200V202H131L130 203V206L132 207V205L134 204V205H136L137 206V208H138V206L140 205V207L137 209H135V211H133L132 209H130V211L128 210V211H125V210H127V208H129L130 206H129V204H128V206L129 207H127V205H126V207H124L125 205L123 204V206H122V204H120L119 205V208L117 207V209H116V205H118V204H115L114 202L112 203V202H110L111 200H109L108 199V197L106 196V190H105V188H103L104 186H102V183H101V181H100V179H99V177H98V175L96 176V174L90 169V166H89V160L87 159L88 157H84L85 155L83 154V151H82V144H83V142H85L84 140H86L87 142H85V144L83 145V146H86L89 150L91 149L92 151H90V153H91V155H96L97 156V158H99L100 156V163H101V165H102V163H103V165H105L104 167H102V169L103 170H109V172L115 177L116 175H117V171L113 168V166L112 165H110L111 163H110V157H112V156H110V155H108V153L106 154V143H108L109 144V142L111 143V140H110V135H109V137H108V133L109 132H106V131H108V130H105V128H103L102 130L104 131V132H106L105 133V136L110 140H108L107 138V140L106 139H104V140H102V139H99V137H98V135H97V132L95 133L94 131H96V126L97 125H100V123L99 122H101V120L104 118V115L105 116H107V115H109V114H111L110 113V111H111V108H110V104H109V102L110 103H112ZM126 101V102H125ZM139 101H141V102H139ZM57 102H55V103H57ZM61 104H60V103ZM139 102V103H138ZM148 102V103H147ZM130 103V104H129ZM140 105V106H142V107H140L138 104ZM25 104V106H27L26 105V103H24ZM23 104V105H24ZM142 104V105H141ZM148 104V105H147ZM63 105V106H62ZM135 106V107H134ZM148 106V107H147ZM78 107H80V105L78 106ZM125 108V109H123V108ZM134 107V108H133ZM137 107H140V108H142V110L144 111V112H148V114H149V116H146V118H147V120H146V118H144L143 116L141 117V114H139V111L138 110H136L137 109ZM144 107V108H143ZM150 107V108H149ZM131 108V109H130ZM136 108V109H135ZM152 108V109H151ZM25 109V110H24ZM146 109V110H145ZM20 110V111H19ZM110 110V111H109ZM24 111V112H23ZM69 111V113H67ZM84 111H86L85 113H84ZM88 111V112H87ZM90 111V112H89ZM129 111V112H128ZM153 111V112H152ZM16 112V113H15ZM23 112V113H22ZM78 112H80L81 114H84V117L88 114V118L86 117V118H84V117H78L79 119H77L76 118V116L75 115H77V113ZM135 112V113H134ZM152 112V113H151ZM5 113H6V115L7 116H5ZM20 114V116H18L19 114ZM73 113V114H72ZM80 113H78V114H80ZM89 113H91V116H90V114ZM93 113V114H92ZM12 115L11 116V118H10V115ZM15 114V115H14ZM27 114V115H26ZM67 114H69V116L67 115ZM129 114V115H128ZM71 115V116H70ZM94 115V116H93ZM137 115V116H136ZM150 115L151 116H154V118L153 117H150ZM4 116V117H3ZM89 116H90V118H92V120L89 118ZM156 116H158L159 118L157 119L156 118ZM67 117V118H66ZM94 117V118H93ZM132 117H133V119H132ZM15 118V119H14ZM26 118V119H25ZM68 118H69V120H68ZM76 118V119H75ZM82 118V119H81ZM144 118V119H143ZM150 118V119H149ZM96 119H97V121L99 120V122H97L96 123ZM142 119V120H141ZM15 120H17V122L15 121ZM73 120V121H72ZM77 120V121H76ZM92 122H91V121ZM149 120V121H148ZM72 121V122H71ZM95 121V122H94ZM141 121V122H140ZM146 121H147V123H146ZM242 121V119H239L238 117H236V119L235 120H233L231 123L233 124V126H232V128L229 130V132L227 133L228 134V137H231L232 136V134H233V132H234V125L236 124V123H240ZM9 122V123H8ZM94 122V123H93ZM140 122V123H139ZM20 123V124H19ZM92 123V124H91ZM96 123V124H95ZM144 123V124H143ZM149 123H151V124H149ZM165 123V124H164ZM88 124V125H87ZM154 124V125H153ZM157 124V125H156ZM164 124V125H163ZM261 124H262V122H259L258 124H257V126L258 127H261ZM25 125V126H24ZM149 125H151V126H149ZM166 125H168V126H170L169 128H168V126H166ZM22 126V127H21ZM87 126H89L88 128H87ZM92 126H94V127H92ZM145 126V127H144ZM153 126H155V127H153ZM36 127V128H35ZM39 127H40V130H39ZM91 127V128H90ZM98 127V126H97ZM153 127V128H152ZM30 128V129H29ZM38 128V129H37ZM84 128V129H83ZM95 128V129H94ZM99 128H101V126L100 127H98V129ZM160 128V129H159ZM161 128H164V129H161ZM20 129V130H19ZM44 129V130H43ZM87 129V130H86ZM92 129H94L93 131H92ZM97 129V130H98ZM158 129V130H157ZM166 129H167V132H165L166 131ZM168 129H170V131L168 130ZM27 130V131H26ZM30 130V131H29ZM70 130V131H69ZM100 130V129H99ZM98 130V131H99ZM148 130V131H147ZM164 130V132H162ZM18 131V132H17ZM24 131V132H23ZM69 131V132H68ZM92 131V132H91ZM103 131H101L100 130V132H102L103 134H104V132ZM146 131V132H145ZM172 131H174V132H172ZM45 134H44V133ZM49 132V131H48ZM86 132V133H85ZM12 133V134H11ZM18 133H23L24 134V140L21 142V144H17L16 143V138L18 137ZM26 133V134H25ZM30 133V134H29ZM88 133V134H87ZM91 133H94V134H91ZM157 133V134H156ZM162 133H165V134H162ZM171 133H173V134H171ZM177 133V134H176ZM42 134V135H41ZM47 134V135H46ZM95 134H96V136H95ZM166 134H168L167 135V138H165L166 136H164V135H166ZM176 134V135H175ZM12 135L14 136V139L12 140ZM86 135V136H85ZM149 135V134H148ZM157 135V136H156ZM9 136V137H8ZM10 136L12 137V138H10ZM42 136V137H41ZM57 136V137H56ZM172 136V137H171ZM176 136V137H175ZM28 137V138H27ZM53 137V138H52ZM59 137H61V138H59ZM88 137V138H87ZM96 137V138H95ZM162 137V138H161ZM174 137V138H173ZM52 138V139H51ZM67 138V139H66ZM76 138V139H75ZM176 138V139H175ZM179 139V141H177L178 139ZM80 140V142H77V141H79ZM84 139V140H83ZM90 141H89V140ZM155 139V140H156ZM176 140V141H174V140ZM231 139V138H230ZM99 140L100 141V143L102 144L103 142V148H104V152H103V148L101 149L100 147H98V146H100L101 144H99V142H98V144H97V141ZM170 142H168V141ZM172 140V141H171ZM13 141V142H12ZM58 141V142H57ZM72 141L74 142V143H72ZM83 141V142H82ZM95 141V142H94ZM12 142V143H11ZM24 142V143H23ZM71 142V143H70ZM90 144H89V143ZM106 142V143H105ZM113 142V141H112ZM166 142V143H165ZM175 142V143H174ZM57 143V144H56ZM70 143V144H69ZM81 143V144H80ZM163 143V144H162ZM181 144V146H180V149L182 150V153H184L182 156H183V160H182V157L180 158V156H177L178 158H176V155H174L175 153H174V151H173V147H175V145L177 144ZM15 144V145H14ZM70 146H69V145ZM95 144H97V145H95ZM179 144V145H180ZM16 145L18 146L17 148H16ZM21 145V146H20ZM60 145V146H59ZM81 145V146H80ZM162 145V146H161ZM174 145V146H173ZM178 145V146H179ZM183 145H185V146H183ZM92 146V147H91ZM64 147V148H63ZM98 147V148H97ZM184 147H185V149H184ZM186 147H188V150H187V148ZM63 148V149H62ZM81 149V150H80ZM96 150V151H94V150ZM99 149H101V150H99ZM106 149V150H105ZM171 149H172V152H171ZM2 150H1V152H2ZM243 150H244V153L247 155V154H251L252 153V151H251V149L248 147V148H246V147H244L243 148ZM78 151H80V153L78 152ZM6 152H8V153H6ZM97 152V153H96ZM107 152H109L108 150H107ZM81 153L84 155H81ZM93 153V154H92ZM96 153V154H95ZM99 153H100V155H99ZM102 153H103V155H102ZM167 153L169 154V155H167ZM174 153V154H173ZM133 154H131V155H133ZM80 155V156H79ZM93 155V156H94ZM136 155H138L137 156V159L139 158V160L137 161V159L135 158L136 157ZM143 155V157H144V159L143 160H141L140 159V157ZM171 155V156H170ZM185 155V156H184ZM81 156H83L84 158H86V160H84L83 159V157H81ZM99 156V157H98ZM140 156V157H139ZM58 157V158H57ZM5 158V159H6ZM176 158V159H175ZM180 158V160L181 161H179L178 159ZM192 158H194V160L192 159ZM214 158H216V160L214 159ZM28 161H27V160ZM52 159H53V163L57 166V168L56 169H58V170H56L55 169V173H53L51 170H49V167L46 165V163L45 162H47L48 160H51L52 161ZM81 159V160H80ZM101 159H103V160H101ZM132 159H133V157H132ZM192 159V160H191ZM55 160V161H54ZM148 160V161H147ZM172 160V161H171ZM186 160H187V162H186ZM109 161V162H108ZM140 161V162H139ZM141 161H143V162H141ZM30 164H29V163ZM44 162V163H43ZM139 162V163H138ZM185 162H186V165H185ZM190 162H192L191 163V165H190ZM194 162V163H193ZM196 162V163H195ZM7 163V164H6ZM42 163V164H41ZM183 163V164H182ZM189 163V164H188ZM149 164L151 165V166H149ZM172 164V165H171ZM177 164V165H176ZM31 165V166H30ZM35 165H37L36 167H33V166H35ZM39 165V166H38ZM102 165V166H103ZM106 165H107V167H106ZM145 166V168H143V166ZM169 165V166H168ZM184 165V166H183ZM197 166V168L198 169H196V166ZM83 166H86V167H83ZM110 167V169H109V167ZM137 166V167H136ZM149 166V167H148ZM154 166V165H153ZM171 166V167H170ZM184 168H183V167ZM37 167H39L38 169H40L41 171H43V172H40V173H42L44 176H45V173H46V177L47 178H45V177H42V178H40L39 177V172L36 170V168ZM64 167V168H63ZM67 167V168H66ZM76 167V168H75ZM106 167V168H105ZM156 167V166H155ZM175 167H177V169L175 168ZM180 167V168H179ZM193 167V168H192ZM195 167V168H194ZM86 168H89L88 170L86 169ZM105 168V169H104ZM108 168V169H107ZM67 169V170H66ZM141 169H143L142 171H144V173L142 174V171H141ZM147 169H149V170H147ZM176 169V170H175ZM39 170V171H40ZM175 170V171H174ZM29 171V172H28ZM68 171V172H67ZM113 171H115V172H113ZM139 171H141L140 173H139ZM30 172H32V174L30 173ZM45 172V173H44ZM86 172V173H85ZM107 173H108V171H106ZM145 172H146V174H145ZM177 173V175H176V173ZM30 173V174H29ZM51 173V174H50ZM115 173V174H114ZM141 174L140 175V177H139V174ZM153 173V174H154ZM174 173H175V175H174ZM42 174H40V176L42 175ZM92 174V175H91ZM95 174V176H93ZM42 175V176H43ZM49 175H53V176H49ZM160 175V174H159ZM0 176H1V174H0ZM176 176V177H175ZM184 176V177H183ZM37 177H38V179H37ZM49 177V178H48ZM51 177H53V178H51ZM71 177V178H70ZM92 177V178H91ZM117 177V176H116ZM115 177V178H116ZM157 177V178H156ZM43 178H45L44 180H43ZM69 178V179H68ZM162 180H164V181H162ZM186 180H185V179ZM188 178V179H187ZM52 179H54L55 181H53ZM67 179L69 180V181H67ZM89 179V180H88ZM116 179H118V180H116L118 183H119V185H120V193L122 194V193H125L126 191V193H125V197H126V195H127V198H128V194L127 193H129V191H128V188L125 186V184L123 183V181L121 182V179L120 178H116ZM157 179V180H156ZM182 179V180H181ZM0 180H1V178H0ZM58 180V181H57ZM74 180V181H73ZM148 180V181H147ZM150 180H153V181H151L150 182ZM156 180V181H155ZM161 180V181H160ZM171 180V179H170ZM53 181V182H52ZM76 181V182H75ZM99 181V182H98ZM142 181V182H143ZM168 181L170 182L169 184H167L168 183ZM68 182V183H67ZM121 182V183H120ZM161 182H163L164 184H165V186L166 187H161V185L163 184V183H161ZM178 182V183H177ZM199 182V183H198ZM202 182H204V183H202ZM60 183V184H59ZM76 183V184H75ZM155 183V184H154ZM161 183V184H160ZM192 183H194V185L192 184ZM208 183V184H207ZM47 184V183H46ZM47 184V185H48ZM81 184V185H80ZM163 184V185H164ZM172 184V185H171ZM186 184V185H185ZM197 184V185H196ZM199 184V185H198ZM203 184V185H202ZM61 185V186H60ZM68 185V186H67ZM122 185V186H121ZM209 185V186H208ZM67 186V187H66ZM83 186H84V188H83ZM170 186V187H169ZM192 186V187H191ZM64 187V188H63ZM82 187V188H81ZM122 187H124L125 189H127L125 192H124V190H123V188ZM172 187V188H171ZM180 187V188H179ZM202 187V188H201ZM211 187V188H210ZM69 188V189H68ZM164 189V192L166 191V193H163L164 195L166 194V195H168V196H170L169 198H168V196L166 197V195L164 196L163 194H162V189ZM178 188V189H177ZM186 188H188V189H186ZM194 188V189H193ZM89 189V190H88ZM214 189V190H213ZM64 190V191H63ZM68 190V191H67ZM121 190H123V191H121ZM173 190V191H172ZM175 190H176V192H175ZM2 191H3V189H1L0 188V195H3L4 193H6L5 194V197H7V199L8 198H12L11 200L10 199H8L9 200V202H16V204L15 203H13V204H15L16 206L19 204V206H17V207H21L23 204V206H25V204L27 205V202H25L21 197H17L18 195H16V194H12V193H10L11 195L9 196L8 194H9V192H5V191H3V193H2ZM75 192V193H74ZM79 193V194H81V195H79V194H77V196H76V193ZM85 192V193H84ZM2 193V194H1ZM175 193V194H174ZM86 194V195H85ZM90 194V195H89ZM100 194V195H99ZM102 194V195H101ZM162 194V195H161ZM9 197H8V196ZM71 195H73L75 198H76V200L75 199H73L74 197L73 196H71ZM122 195H124V194H122ZM130 195V194H129ZM193 195V196H192ZM195 195V196H194ZM79 196V197H78ZM87 196V197H86ZM173 196V197H172ZM174 196H175V198H174ZM17 197V198H16ZM81 197H83L84 199H81V201L82 200H85L84 202L82 201H80V199H78V198H81ZM92 197V198H91ZM171 197L173 198L172 199V201H171ZM220 197V196H219ZM15 198V199H14ZM21 198V199H20ZM184 198H187V199H184ZM193 198V199H192ZM195 198V199H194ZM197 198V199H196ZM14 199V200H13ZM66 199V200H67ZM162 199V200H161ZM176 200V201H178V202H173V200ZM184 199V200H183ZM192 199V200H191ZM17 200V201H16ZM20 200V202H18ZM70 200L71 201H73L74 203H78L76 206L78 207V208H76L75 209V206H72V204L70 205ZM88 200L90 201L89 202V205H85V202L87 203L88 202ZM167 200V201H166ZM174 200V201H175ZM198 200L200 201V202H198ZM220 200V201H219ZM135 201H138V202H135ZM187 201V202H186ZM242 201H243V203L244 204H246L247 206H251V204H250V202H248V200L247 199H242ZM17 202H18V204H17ZM25 202V203H24ZM110 202V203H109ZM169 202V203H170ZM207 202V203H206ZM22 203V204H21ZM82 205H81V204ZM83 203H84V207H82L83 206ZM112 203V204H111ZM168 203V202H167ZM175 203V204H174ZM187 203H189V205L187 204ZM219 203V204H218ZM92 205V207H91V205ZM101 204V205H100ZM132 204V205H131ZM178 204H179V206H178ZM184 204V205H183ZM96 205H97V208H96ZM107 205H108V207H107ZM133 205V209H134V207H136V206H134ZM183 206V208L184 207H186V208H184V209H181V207ZM186 205V206H185ZM188 205V206H187ZM213 205V206H212ZM22 206V207H23ZM28 206V205H27ZM64 206H65V208H64ZM103 206V207H102ZM110 206V207H109ZM121 206V207H120ZM200 206V207H199ZM94 207L96 208V210L94 209ZM124 209H123V208ZM171 207V206H170ZM173 207V206H172ZM188 207V208H187ZM83 208V209H82ZM88 208V210H86V209ZM89 208H90V210H89ZM91 208H92V210H91ZM113 208H114V211H113ZM181 210H180V209ZM2 209V210H1ZM5 209V210H4ZM7 209V210H6ZM79 209V210H78ZM82 209V210H81ZM98 209V210H97ZM101 209V210H100ZM111 209V210H110ZM118 209H119V211H118ZM123 209V210H122ZM208 209V210H207ZM11 212V211H13V210H10V209H8V208H1L0 207V264H15V262L18 264L19 262H17V261H15V260H19L17 257V259H14V261H12L13 260V258H14V256H17L16 254H19L18 256H22L21 254H24V253H26V255L25 256H27V255H32V256H34V255H36L37 254V256H44V257H49L50 258V256H52V257H54L55 258V256L58 258H60V259H65V258H69L68 260H71V261H76V260H78L77 262L79 263H82V264H112V263H110V260H109V258L108 257H106V256H104V251L102 250V252L103 253H101L100 251V249H102L101 247H99V245L97 244L96 245V243L95 242H92L91 240H88L89 238H87L86 239V236H84V230H83V228H81V227H79V226H77L75 223H71L70 222V220L69 219H66V218H64V217H67V215H65V210H59L58 212H59V214H60V216H58L59 214H55L54 216H57V217H55L54 218V216L52 217V215H43V214H41V213H39V215H37L38 214V212H37V214H34L33 215V217H24V218H22L21 216H19V218L17 217V214H15V212H9V211ZM85 210V211H84ZM94 210V211H93ZM142 210V211H141ZM188 210V211H187ZM194 210V211H193ZM82 211H84V212H82ZM87 211H89L88 212V214H87ZM96 211H98V212H96ZM122 211H124L125 213H122ZM131 211H133L134 213L136 212L137 213V211H138V214H140L139 212L141 211V214L139 215L140 216V218H142L141 220L142 221H144V219H145V221H144V223L142 222V221H140V220H138V219H140L139 218V216H138V214H137V216H136V213L134 214L133 212H131ZM165 211V210H164ZM187 211V212H186ZM200 211H201V215H200ZM221 211V212H220ZM40 212V211H39ZM57 212V213H58ZM82 212V213H81ZM94 212V213H93ZM109 212H111V213H109ZM122 213V214H124V215H120V213ZM147 212V213H148ZM178 212H180V214L178 213ZM188 212H190V213H188ZM193 212V213H192ZM36 213V212H35ZM61 213L63 214V219H62V215H61ZM144 213V214H143ZM146 213V214H147ZM165 213V212H164ZM165 213V214H166ZM186 213H187V215H189V216H187L186 215ZM196 213V214H195ZM150 214H152V212H150ZM175 214V215H174ZM215 214V215H214ZM37 217H36V216ZM89 215H91V214H89ZM116 215H117V217H116ZM120 215V218H118V216ZM148 215H149V213H148ZM193 215V217H191V216ZM196 215V216H195ZM198 215H200V216H198ZM203 215V216H202ZM214 215V216H213ZM13 216H15V217H13ZM46 216H48V217H46ZM81 216H83V215H81ZM97 216V217H96ZM98 216H100V217H98ZM169 216V217H168ZM181 216V218H183ZM194 216H195V218H194ZM221 216V217H220ZM13 217V218H12ZM42 217V218H41ZM58 217H61V218H58ZM91 217V216H90ZM131 218V220L129 221V219ZM187 217V218H186ZM212 217V218H211ZM16 218H17V220H16ZM34 218V219H33ZM48 218V219H47ZM68 218V217H67ZM122 218V219H121ZM190 218H193V219H190ZM198 218H200V220L198 219ZM20 219V220H19ZM23 219V220H22ZM29 219V220H28ZM43 221H42V220ZM50 219V220H49ZM66 219V220H65ZM105 219V220H104ZM132 219H135V220H138V223H140L141 225H139L136 221H134V220H132ZM180 219V218H179ZM197 219V221H194V220H196ZM203 219H207L206 221L205 220H203ZM7 222H6V221ZM34 220V221H33ZM61 220V221H60ZM69 220V221H68ZM95 220V219H94ZM123 220V221H122ZM165 220V221H164ZM181 220V219H180ZM179 220V221H180ZM183 220H182V222H179L180 224H182L183 223ZM222 220V221H221ZM5 221V222H4ZM109 221V222H108ZM127 221V222H126ZM188 221V222H187ZM192 221H194V222H192ZM199 221V222H198ZM3 222V223H2ZM13 222V223H12ZM19 222H20V225H18L19 224ZM22 222H24V224L22 223ZM32 222V223H31ZM43 224H42V223ZM97 222V223H98ZM118 222V223H117ZM121 222V223H120ZM128 222L130 223V222H134V223H130V224H128ZM147 223V225H146V223ZM164 222H167V223H164ZM196 222H197V226L195 227V225H194V223L196 224ZM205 222V223H204ZM60 223V224H59ZM65 223H66V225H65ZM104 223V224H103ZM110 223V224H109ZM123 223V224H122ZM164 223V224H163ZM171 223V224H170ZM178 223V224H179ZM199 223H201V225L199 224ZM33 224V225H32ZM38 224V225H37ZM42 225V227L44 228H42L41 227V225ZM45 224V225H44ZM102 224L104 225V226H102ZM127 225L128 227L129 226H131V228L132 229H134L135 228V226H136V228H135V231H137L136 233H139V231H141L142 229V232L141 233H139L138 234V236H141V238L140 237H138V236H135L136 235V233H134V234H132V238H128L127 237V235L126 234H123L125 231H124V229H123V227L122 226H124V225ZM145 225V226H148V224H149V228H147L146 230H147V232L149 231L150 232V235L151 236H149V232L146 234V230L144 229L145 228V226H143V225ZM168 224H170V227H169V225H168V227L166 228V226ZM254 226H253V234H258V233H264V217L263 216H258L257 217V220H254ZM56 225V226H55ZM58 225H60V228H62V229H64V228H66V227H68V228H66V232L64 233V231L65 230H62V229H60L59 227H58ZM109 225V226H108ZM111 225V226H110ZM118 225V226H117ZM137 225H138V227L140 226L142 229H140V228H138L137 227ZM152 225V226H151ZM154 225V226H153ZM165 225V226H164ZM172 225V226H171ZM173 225H177L176 226V228H178L177 230H176V228H173V227H175V226H173ZM34 226H36V227H34ZM77 228H75V227ZM184 226H182V227H184ZM18 227V228H17ZM53 227V228H52ZM64 227V228H63ZM111 227V228H110ZM156 227H157V229H156ZM158 227H160L159 229H161L160 231L158 230ZM39 228H40V230H39ZM42 228V229H41ZM72 228V229H71ZM197 228V229H196ZM201 230H200V229ZM224 228H227V229H224ZM231 228V229H230ZM16 229V230H15ZM118 229V230H117ZM121 229H123V230H121ZM137 229V230H136ZM140 229V230H139ZM180 229V230H179ZM192 229V230H191ZM212 229V230H211ZM222 229H224V230H222ZM15 230V231H14ZM52 230V231H51ZM60 230H62V231H60ZM73 230V231H72ZM139 230V231H138ZM154 230L156 231V234L154 235V237H156V239L153 237V234L155 233L154 232ZM175 230H176V232H175ZM187 230V231H186ZM194 230V231H193ZM204 230V231H203ZM231 230V231H230ZM2 231V232H1ZM25 231V232H24ZM60 231V232H59ZM69 231V232H68ZM82 233H81V232ZM151 231H153L154 233L152 234V232ZM203 231V232H202ZM45 232V233H44ZM54 232H56V233H54ZM64 233V234H61V233ZM74 232L76 233L75 235H77V236H75V235H72L71 233H73L74 234ZM77 232H78V234H77ZM117 232V233H116ZM162 232V233H161ZM172 232H175L176 234H177V236H178V238L179 239H175L176 237L172 234ZM187 232V233H186ZM190 232V233H189ZM193 232H195V233H193ZM212 232V233H211ZM230 232V233H229ZM53 233V234H52ZM66 233H68V234H66ZM69 233H70V235H69ZM79 233H81V234H79ZM144 233V235H141V234H143ZM161 233V234H160ZM167 233H169V234H167ZM188 233H189V235H188ZM223 233V234H222ZM225 233H227L226 235H225ZM52 234V235H51ZM161 236H165V237H161ZM219 234V235H218ZM46 235V236H45ZM57 235H59V236H57ZM60 235H67L68 237H60ZM72 235V237H70L69 238V236H71ZM116 235L118 236V237H116ZM146 235V236H145ZM158 235H159V237L161 238V239H159L158 238ZM195 235V236H194ZM202 235V236H201ZM27 236V237H26ZM29 236V237H28ZM47 236H48V238H47ZM52 236V237H51ZM133 236H135L137 239H135V237H133ZM142 236H143V238L145 237V241H144V239L142 238ZM208 236V237H207ZM19 237V238H18ZM60 237V238H59ZM82 238V240H84L83 242H86L85 243V245H88V247H90L91 249H92V251L90 250V252L91 253H89V254H92V255H89V254H87L88 252H89V250H88V252H83L82 250H81V252H80V250L79 251H76V250H74L73 248H72V246H71V244L68 242L69 240H71V241H76V242H81L82 240H81V238ZM84 237V238H83ZM124 237V238H123ZM148 237V238H147ZM150 237H153V241H152V238H150ZM170 237V238H169ZM182 237V238H181ZM201 237H203V238H201ZM229 237V238H228ZM237 237V238H236ZM67 238V239H66ZM72 238V239H71ZM112 238V239H113ZM118 238V239H117ZM147 238V239H146ZM171 239V240H173V241H175V243L173 242V241H171V240H169V239ZM180 238H181V240H180ZM192 238H193V241H194V238H195V240L197 239V243L196 242H192ZM227 238V239H226ZM233 238V239H232ZM69 239V240H68ZM73 239H75V240H73ZM113 239V240H114ZM127 239V240H126ZM135 239V240H134ZM202 239V240H201ZM68 240V241H67ZM156 240V241H155ZM216 240V241H215ZM125 241V242H124ZM135 241H140V243H138V242H135ZM146 241H148L146 244L147 245H145V242ZM158 241V242H157ZM163 241V242H162ZM167 241V242H166ZM180 241V242H179ZM200 241V242H199ZM235 241V242H234ZM5 242V243H4ZM91 242L93 243V246H92V244H91ZM133 242H135V243H133ZM143 243V245H142V243ZM151 242H157V243H154V244H152ZM165 242V243H164ZM171 243V244H169V243ZM184 242V241H183ZM204 242V243H203ZM49 243V244H48ZM95 243V244H94ZM137 243V244H136ZM151 243V244H150ZM161 243H163L162 245H161ZM178 243V244H177ZM193 243H194V245H193ZM215 243H216V245H215ZM232 243V244H231ZM2 244V245H1ZM58 244V245H57ZM63 244H65V245H63ZM142 245V248L144 247L145 248V246H146V249H144V251H143V249L141 248V245ZM166 244V245H165ZM177 244V245H176ZM239 244V245H238ZM31 245H32V247H31ZM96 245V246H95ZM122 245V246H121ZM138 247V249H140V250H138L137 249V247ZM139 245H140V247H139ZM156 245V246H155ZM158 245H160V246H158ZM167 245H169V246H167ZM172 246V248L170 249V247ZM21 246V247H20ZM25 246V247H24ZM46 246V247H45ZM95 246V247H94ZM164 247V249H163V247ZM175 246H176V250H175ZM178 246V247H177ZM200 246H201V249H200ZM213 246V247H212ZM227 246V247H226ZM231 246H232V248H231ZM235 246V247H234ZM37 247V248H36ZM65 247V248H64ZM96 247H98V248H96ZM136 247V248H135ZM169 248V251H173V248H174V250L176 251V253H175V251H174V254L172 255V253L173 252H169L171 255H168V253H167V251H168V248ZM182 247V248H181ZM203 247V248H202ZM226 247V248H225ZM239 247V248H238ZM28 248V249H27ZM127 248V249H126ZM159 248L161 249V251L163 252L164 250V252H165V256L167 255V258L168 259H166V257H164V255H162V252L160 253L159 252V255H157L158 254V252L157 251H159ZM166 248V249H165ZM188 248H189V250H188ZM192 248V249H193ZM237 248V249H236ZM30 249V250H29ZM87 249H89V248H87ZM93 249H95V250H93ZM151 249H157L156 251L155 250H151ZM184 250V254L182 253L183 251L182 250ZM198 249H200L199 251H198ZM27 250V251H26ZM37 250V251H36ZM52 250V251H51ZM58 250V251H57ZM62 250V251H61ZM99 250V251H98ZM124 250V251H123ZM126 250V251H125ZM128 250V251H127ZM130 250V251H129ZM133 250V251H132ZM178 250V251H177ZM223 250V251H222ZM16 251H18V252H16ZM30 251V252H29ZM42 251V253H40ZM142 251V252H141ZM152 251H154V253H157V254H154ZM244 251V252H243ZM62 252H64V253H62ZM82 252H83V255H82ZM143 252L145 253V254H148L149 255V257H150V260H149V258H148V255H145V254H143ZM230 252V253H229ZM29 253V254H28ZM31 253V254H30ZM68 253V254H67ZM150 253H151V255H150ZM154 255H153V254ZM204 255V256H202V254ZM206 253V254H205ZM232 253V254H231ZM247 253V252H246ZM15 254V255H14ZM34 254V255H33ZM39 254V255H38ZM49 254V255H48ZM63 254H64V256H63ZM96 254H97V256H96ZM164 254V253H163ZM178 254V255H177ZM208 254V255H207ZM214 254V255H213ZM14 255V256H13ZM54 255V256H53ZM75 255V256H74ZM81 255V256H80ZM88 255V256H87ZM98 255H99V257H98ZM141 255V256H140ZM143 255V256H142ZM145 255V256H144ZM153 255V256H152ZM156 255V256H155ZM174 255H175V259L173 260V262H171V260L173 259V257H174ZM184 255H185V257H184ZM199 255L197 256V257H199ZM213 255V256H212ZM223 255V256H222ZM245 255V256H244ZM13 256V257H12ZM24 256V255H23ZM73 256V257H72ZM93 256V257H92ZM94 256H96V257H94ZM102 258H101V257ZM155 256V257H154ZM165 258V260L164 261H167L168 262V260H170L168 263H166V262H164L163 260H161V259H164L163 257ZM168 256H172V259H170V257H168ZM182 256V257H181ZM248 256V255H247ZM11 257V258H10ZM64 257V258H63ZM82 257V258H81ZM141 257V258H140ZM183 257H184V259H183ZM245 257V258H244ZM104 258V259H103ZM147 258V259H146ZM185 258H186V261H185ZM202 258V262H205V259H203ZM9 259H11V260H9ZM66 259V260H67ZM194 259V258H193ZM228 259V260H227ZM231 259H233V260H231ZM244 259V260H243ZM104 260V261H103ZM107 260V261H106ZM144 260V261H143ZM181 260H184V261H181ZM201 260V259H200ZM211 260V261H210ZM235 260V261H234ZM249 261V262H247V261ZM140 261V262H139ZM163 261V262H162ZM182 263H181V262ZM189 263H188V262ZM195 261V260H194ZM230 261V262H229ZM232 261H233V263H232ZM246 261V262H245ZM14 262V263H13ZM104 262V263H103ZM150 262V263H149ZM152 263V264H155V263ZM193 262V261H192ZM196 262V261H195ZM208 262V263H207ZM216 262V263H215ZM241 262V263H240ZM20 264V263H19ZM114 264V263H113ZM185 264V263H184Z\"/></svg>","mask_w":264,"mask_h":264}]
</instances>
